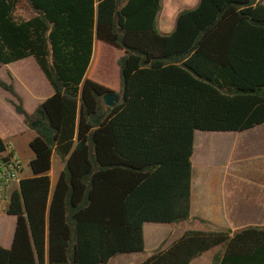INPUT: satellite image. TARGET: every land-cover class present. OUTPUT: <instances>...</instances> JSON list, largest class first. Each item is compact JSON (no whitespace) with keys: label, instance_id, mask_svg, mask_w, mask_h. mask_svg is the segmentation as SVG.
Returning <instances> with one entry per match:
<instances>
[{"label":"trees","instance_id":"16d2710c","mask_svg":"<svg viewBox=\"0 0 264 264\" xmlns=\"http://www.w3.org/2000/svg\"><path fill=\"white\" fill-rule=\"evenodd\" d=\"M22 2L30 15L17 14ZM161 2L0 0V63L33 57L54 90L29 113L0 79L36 133L0 264H107L144 252L145 224L190 218L196 131L264 124V0H200L170 36L159 31ZM98 41L124 51L112 107L104 95L115 91L88 77ZM7 147L0 136V156ZM54 154L64 168L52 190ZM219 245L221 264H264L255 225L187 230L140 264H191Z\"/></svg>","mask_w":264,"mask_h":264},{"label":"rangeland","instance_id":"374dc122","mask_svg":"<svg viewBox=\"0 0 264 264\" xmlns=\"http://www.w3.org/2000/svg\"><path fill=\"white\" fill-rule=\"evenodd\" d=\"M17 14L21 16L30 15V8L26 2H22ZM162 22V17L159 15L158 27H160ZM123 54L124 51L122 49L112 46L104 41H98L95 46L94 59L88 71V77L107 86L115 92H119L121 82L118 59ZM98 57L99 61L96 63ZM2 68L0 69V78L9 82V74L13 76L17 91L23 94H21L23 106L30 112H33L40 103L54 93L51 84L33 57L19 60L10 65H3ZM30 82L33 83L31 85L32 94H29L24 86L25 83ZM0 92H3L2 89ZM4 95L10 98L11 102L12 100L18 102L8 92L4 93ZM12 103H3V108H1L0 134L7 143L10 144L9 146L15 148L20 159H22V162L20 160L22 164V170L20 172L21 178L29 177L32 176L33 173L28 161V141L32 137V133L33 135H35V133L25 127L24 117L17 113L15 105ZM262 157H264V125L257 129H250L242 132L198 130L195 133V151L192 160L196 168L200 169L201 167L208 166L214 168L215 171H220L225 170L226 166L232 167L233 164H261L262 162L260 158ZM54 160L55 164L53 172L55 173L52 174V178L56 179L60 173L62 164H59L60 160L57 156H55ZM13 188L14 186H11L8 190L7 202L10 199ZM227 198L230 199L229 192L227 193ZM7 202L4 204L5 208L0 213V235L2 236L9 235L11 222L13 220L6 216V209L9 203ZM220 219L222 221H228V218L225 215ZM211 222H203L192 217L179 224L147 223L144 227L146 240L145 251L141 253L122 254L119 258H139L142 257L143 254H151L154 244L163 237L164 233H169L172 229L176 230L181 227L205 231L222 229L220 224H217L219 222ZM208 254L209 252L205 253L204 256H207ZM201 258L204 257L202 256ZM115 260L116 259H113L109 264H114L113 262Z\"/></svg>","mask_w":264,"mask_h":264},{"label":"crops","instance_id":"0c3cea01","mask_svg":"<svg viewBox=\"0 0 264 264\" xmlns=\"http://www.w3.org/2000/svg\"><path fill=\"white\" fill-rule=\"evenodd\" d=\"M10 64L0 63V69L3 67V65H10ZM9 82H13L14 87H15L13 76H12V79L10 78ZM32 84L33 83L30 82V83H25L24 85L25 90H27L29 94H32V89H31ZM1 89L4 93L8 92L0 87V90ZM15 90L22 99L23 94L18 92L16 87H15ZM3 92H0V113H2L1 108H3V103L4 104L12 103L11 99L6 97ZM22 104H23V101H22ZM28 112L32 113L30 111ZM25 125L27 129L35 133V131L29 128V126L26 123ZM260 126H257L253 129H257ZM35 135H33L32 133V137L28 141L29 142L28 144L29 145V152H28L29 162L34 156V153L30 147V142L34 138ZM0 136L2 137L1 134ZM5 142L7 146L10 145L7 143L6 140ZM11 152L22 162V159H20L14 147H12ZM8 153H9L8 151L5 152V154H8ZM55 156L57 155L54 154L53 156L52 169L50 171L52 190L60 174V173L58 174L56 179L52 178V174L55 173L53 172L54 164H55V160H54ZM57 157L60 160L59 164H62L61 165L62 167L60 169V172H61L62 169L64 168V163L60 159L59 156ZM263 158L264 157L260 158L262 162L261 164H233L232 167L226 166L225 170H220V171H215L214 168H210L208 166L201 167L199 169V168H196L195 164H193V190H192L193 193H192V209H191L190 218L193 217V218L199 219L200 221H203V222L207 221L209 223L211 221L212 222L216 221V222H219L217 224H220L222 228H230L233 230V232L240 228L250 226V225L264 226V161H263ZM11 186H14V188L12 189V192L16 189H19V183L14 182L9 186V188ZM228 192H229L230 199L227 198ZM7 194H8V191H7ZM224 215L227 216L228 221H222L220 219ZM6 216H8L9 218H12L13 220L11 222V228H10L9 235L8 236L0 235V245L6 248H9L11 247L12 242H13L16 218L14 216L7 214V212H6ZM187 230H196V229H189L187 227H181L176 230L172 229L169 233L168 232L164 233L163 237H161L154 244L152 253L161 244H163V247H167L177 238L182 236ZM173 231H174V234H173ZM202 231H205V230H202ZM208 252L209 254L207 256H204L205 253H208ZM225 252H226V246L219 245L203 253L197 258H195L191 264H221V261L224 258ZM151 254L149 255L143 254V256L139 258L135 257V258H126V259L119 258L120 255H118L115 258H113V259H116L113 263L114 264H140L144 259H146ZM202 256L204 258H201ZM113 259H111L107 264L111 263Z\"/></svg>","mask_w":264,"mask_h":264},{"label":"built area","instance_id":"2783aa9c","mask_svg":"<svg viewBox=\"0 0 264 264\" xmlns=\"http://www.w3.org/2000/svg\"><path fill=\"white\" fill-rule=\"evenodd\" d=\"M12 147L8 145V154L0 156V213L3 211L4 204L7 202V191L9 186L16 182L20 183L22 164L20 160L12 154ZM9 201V200H8Z\"/></svg>","mask_w":264,"mask_h":264},{"label":"clouds","instance_id":"9594fccd","mask_svg":"<svg viewBox=\"0 0 264 264\" xmlns=\"http://www.w3.org/2000/svg\"><path fill=\"white\" fill-rule=\"evenodd\" d=\"M200 0H162L160 13L162 24L159 31L170 36L175 32L176 21L183 11H194Z\"/></svg>","mask_w":264,"mask_h":264},{"label":"water","instance_id":"95a60500","mask_svg":"<svg viewBox=\"0 0 264 264\" xmlns=\"http://www.w3.org/2000/svg\"><path fill=\"white\" fill-rule=\"evenodd\" d=\"M104 101L107 106L112 107L119 102V98L116 92H108L104 95Z\"/></svg>","mask_w":264,"mask_h":264}]
</instances>
